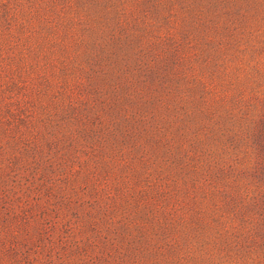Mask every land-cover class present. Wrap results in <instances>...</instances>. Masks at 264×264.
Segmentation results:
<instances>
[{
    "label": "rangeland",
    "instance_id": "1",
    "mask_svg": "<svg viewBox=\"0 0 264 264\" xmlns=\"http://www.w3.org/2000/svg\"><path fill=\"white\" fill-rule=\"evenodd\" d=\"M72 37L66 59L59 41ZM99 43L102 63L84 67L85 95H75L93 117L79 138L89 146L52 199L14 182L28 204L3 210L0 264H264V245L238 252L229 244L237 224L264 234V187L205 180L213 159L252 165L245 142L229 147L240 118L230 109L239 98V110L255 102L246 127L260 114L264 0H0V90L25 85V112L50 117L61 86L51 90L41 71L69 82L62 62L76 70ZM100 124L111 130L101 143ZM199 139L204 161L189 160ZM219 188L242 196L243 219Z\"/></svg>",
    "mask_w": 264,
    "mask_h": 264
},
{
    "label": "trees",
    "instance_id": "2",
    "mask_svg": "<svg viewBox=\"0 0 264 264\" xmlns=\"http://www.w3.org/2000/svg\"><path fill=\"white\" fill-rule=\"evenodd\" d=\"M74 42L73 37L70 41L65 39L59 41L66 59L72 58L69 53L70 49L75 46ZM100 50L101 45L99 43L97 51L89 55L86 61L81 62L82 64L77 65L76 70L73 65L70 69V66L64 63L65 61L62 62V71L71 76L72 79L61 85L58 81L52 80L53 72L49 75L48 70L41 71L43 76L48 77L46 83L51 90L61 86L59 101L61 108L59 107L50 117L37 119L32 113L25 112V103L24 106L22 104L24 97L21 96L24 94L25 85H19L12 81L8 88L4 91L0 90V155L5 156V159H2V165H0V220L4 218V209L10 207L16 210L15 203L19 207L28 204L27 200L21 203L22 197H16V192L18 193L22 188L15 186V181L19 185L28 184L26 190H29L30 193L32 191L40 193L49 199H52V195H57L55 190L58 181L65 184L70 181L69 172L73 168L74 160L78 157L82 147L89 146L80 143L79 138L83 132L88 133V123L93 122L91 115H86L81 111L75 101V95L80 97L85 95L82 84L88 75L84 67L88 65L91 69L92 66L102 63ZM7 58L10 59L11 56ZM50 61L52 68H56V59ZM38 67L37 63L36 69L40 70ZM253 100H257L256 105L260 107V114L258 118L250 121L247 127L245 126L246 119L255 102L251 100V103L244 110L243 108L239 110V106L243 105L242 98L233 102L230 110L232 112L238 110L240 118L238 117L236 132L233 131V134L228 138L229 147L236 148L242 142L247 144L253 155L252 165L248 170H237L233 168V164L219 166L218 161L211 160L205 170V180L212 184L216 183L214 187L221 183L224 178L228 177L232 180L233 176L252 179L259 188L264 187V97L260 99L254 97ZM234 117L231 114L232 120H235ZM109 132H111L109 128L103 127V133L100 140L97 141L99 143L106 141ZM202 143H204L202 139L190 141V148L186 154L189 160H193L196 156L198 162L204 161L202 150L198 148ZM218 191L223 196V204L232 209L236 218L243 219L249 207L245 206L242 196L233 192V189L219 188ZM59 198V203H61L62 195ZM253 202L252 205L254 206L260 203L259 200H255V196ZM252 205L250 206L252 207ZM44 214H46L45 210L40 213V218ZM43 220L45 223L46 219ZM237 226H240L242 232H238L236 236L232 234L234 239L229 243L234 246L236 251L240 252L247 246L254 251L261 249L264 245V234L258 228L253 227L243 232V225L237 224L234 227Z\"/></svg>",
    "mask_w": 264,
    "mask_h": 264
}]
</instances>
